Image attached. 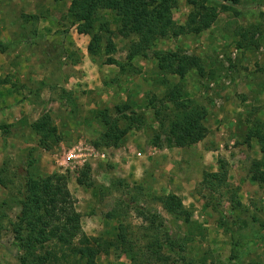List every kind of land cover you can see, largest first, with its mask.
I'll use <instances>...</instances> for the list:
<instances>
[{"label": "rangeland", "instance_id": "374dc122", "mask_svg": "<svg viewBox=\"0 0 264 264\" xmlns=\"http://www.w3.org/2000/svg\"><path fill=\"white\" fill-rule=\"evenodd\" d=\"M40 1L39 13L21 18L52 16L62 21L61 32L72 26L77 30L73 17L65 10L70 0ZM7 2L0 0V8ZM208 3L218 13L210 27L197 34L156 39L150 49L126 66L125 73L112 76L116 71H109L106 79L103 76L99 90L84 88L82 83L76 87L71 83L70 89L63 85L53 87L52 120L60 140L51 149L41 147L31 129L29 135L34 145L24 155L19 151L15 158L10 155L13 150L5 145L6 140L1 142L0 169L5 168L2 175L9 184L8 188L0 185V203L5 202L0 205V264H20L22 251L14 243L12 229L20 210L15 202L16 193L25 189L29 177L41 179L53 172L67 175L82 229L96 238L95 264H147L148 257V264H264V184L252 181L248 173L251 160L264 154L256 136L264 134V0H240L238 5L228 8L222 0ZM191 8L187 0H175L174 21L183 24ZM13 10L11 4L6 5L5 13L0 15L17 17L18 12ZM98 14L113 31V56L125 62L129 42L136 37L127 39L116 32L119 18L113 12L100 10ZM249 25H254L257 32L247 46L240 48L239 30ZM6 48L0 43V49ZM68 51L69 47L63 45L62 51L52 46L53 60L57 59L55 55L68 58ZM166 51L198 56L205 74L200 75L195 68L184 71L181 79L178 74L160 73L157 56ZM92 57L97 63L105 59V55ZM162 80L182 83L184 93L206 107L204 123L208 133L196 144L179 147L161 133L154 145L158 123L149 102L166 92L167 85L161 84ZM110 85L116 90L111 92ZM103 107L122 126L132 111L143 117L118 147L93 145L101 131L94 111ZM248 133L250 139H246ZM79 142L85 145V163L59 165L57 159ZM219 158L228 164L227 182L229 187L237 188L240 207L232 205L228 195L215 192L208 197L207 190L199 191L203 173L217 171ZM47 162L51 168H47ZM86 164L91 186L76 181ZM170 192L180 196L190 211L188 221L163 208L159 198ZM139 212L156 214L155 224L162 223L176 242L174 250H170L160 237L163 246L157 249V255H166L168 260L155 261V254L150 257L146 248L152 241L147 229L149 222ZM119 233L126 242H121Z\"/></svg>", "mask_w": 264, "mask_h": 264}, {"label": "trees", "instance_id": "16d2710c", "mask_svg": "<svg viewBox=\"0 0 264 264\" xmlns=\"http://www.w3.org/2000/svg\"><path fill=\"white\" fill-rule=\"evenodd\" d=\"M59 1V0H55ZM226 8L239 4L240 0H222ZM191 10L183 24H177L172 16L175 0H70L68 11L77 24L79 33L87 34L90 40L87 52L92 56L105 55L103 63L118 66L121 74L131 61L154 44L158 38L177 37L188 33H200L207 29L217 18V11L210 6L209 0H187ZM100 10H109L119 18L116 32L124 38L131 39L128 45L126 61L117 60L113 54L116 50L111 37L113 31L108 21L99 16ZM257 32L254 25L239 30L238 47H245ZM195 68L200 75L205 71L198 56L166 51L157 56V69L162 74L173 73L183 76V72ZM167 90L160 98L155 96L149 105L153 109L158 130L154 138L157 143L161 133L167 135L177 146L188 147L201 141L208 133L205 125L207 109L204 105L191 99L184 93L182 83H169ZM158 102V104H157ZM162 106V107H161ZM166 111V112H164ZM101 125V131L93 141L95 147H118L135 123H141L143 117L134 111L126 117L127 123L122 126L119 119L113 116L107 107L94 111ZM31 130L38 136V142L44 149H51L53 143L60 140L57 127L48 112L42 113L30 124ZM250 133L246 139H250ZM261 150L264 153V134H256ZM219 169L215 172H204L199 191L208 192V197L215 192L228 195V200L236 208L242 204L238 199L237 188L229 187L227 182L228 164L218 159ZM5 168L0 169V185L8 188L9 182L3 177ZM249 177L258 184H264V154L262 158L253 159L248 169ZM90 169L86 164L80 170L76 181L80 185L91 186ZM119 183L122 180H118ZM124 182V181H123ZM24 190L16 193L15 202L20 210L12 222L14 243L22 254L20 264H95L96 252L93 249L94 237L88 236L82 229L81 216L76 210L75 199L67 186V175L61 172L46 174L41 179L29 177ZM163 208L170 214L188 221L190 211L175 193H167L159 198ZM5 202L0 203L3 205ZM148 221V231L152 241L146 246L150 257L155 254V261H166L168 257L157 255V249L163 246L174 250L176 242L171 239L163 224H155L158 216L139 212ZM111 216V213H108ZM121 242L125 241L122 233L118 234ZM181 249V246H180ZM135 259V256H132ZM146 262L149 263V257ZM147 263V264H148ZM145 264V263H142ZM249 264H259L251 262Z\"/></svg>", "mask_w": 264, "mask_h": 264}, {"label": "crops", "instance_id": "0c3cea01", "mask_svg": "<svg viewBox=\"0 0 264 264\" xmlns=\"http://www.w3.org/2000/svg\"><path fill=\"white\" fill-rule=\"evenodd\" d=\"M10 4L18 12L17 17L4 14V7ZM41 5L40 0H8L0 8L4 12L0 15V43L7 46L0 49V144L6 140L5 145L13 150L10 155L15 158L19 151L24 155L34 145L30 124L43 112L52 118L53 87L63 85L70 89L71 83L75 87L82 83L84 88L99 90L103 76L104 80L109 71H116L112 76L119 72L114 64L97 63L87 52L89 36L73 26L61 32L62 21L52 16L21 18L39 13ZM65 5L68 12V4ZM62 45L69 47L70 56L55 55L57 59L53 60L52 46L62 51ZM109 87L111 92L116 90L113 85ZM41 156L44 159L46 155L42 152ZM46 166L51 168L48 162Z\"/></svg>", "mask_w": 264, "mask_h": 264}, {"label": "built area", "instance_id": "2783aa9c", "mask_svg": "<svg viewBox=\"0 0 264 264\" xmlns=\"http://www.w3.org/2000/svg\"><path fill=\"white\" fill-rule=\"evenodd\" d=\"M85 145L82 142L73 145L64 154L57 159V163L61 166H80L87 160V154L84 152Z\"/></svg>", "mask_w": 264, "mask_h": 264}]
</instances>
